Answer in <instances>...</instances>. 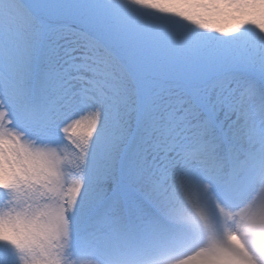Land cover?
<instances>
[{"label": "snow or ice", "instance_id": "snow-or-ice-1", "mask_svg": "<svg viewBox=\"0 0 264 264\" xmlns=\"http://www.w3.org/2000/svg\"><path fill=\"white\" fill-rule=\"evenodd\" d=\"M0 264H264V0H0Z\"/></svg>", "mask_w": 264, "mask_h": 264}]
</instances>
